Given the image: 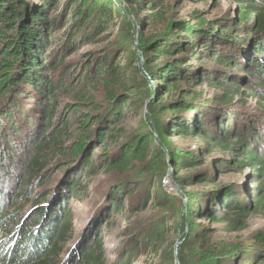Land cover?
<instances>
[{"label": "trees", "instance_id": "trees-1", "mask_svg": "<svg viewBox=\"0 0 264 264\" xmlns=\"http://www.w3.org/2000/svg\"><path fill=\"white\" fill-rule=\"evenodd\" d=\"M126 1L149 11L150 23L167 25V0ZM234 1L236 13L224 19L206 21L194 11V24L173 21L168 34L140 36L143 70L158 87L157 96L151 97L143 89L145 78L138 79L139 85L126 76L116 49L83 53L67 74L58 70L66 53L98 41L112 31L118 17L125 19L111 0H0V264H105L102 241L93 240L97 225L75 237L69 211L56 202L63 192L64 199L69 193L78 199L86 188L80 183L88 184L100 170L119 176L105 193L106 204L114 210L136 214L177 206L176 196L162 189L165 172L152 170L156 136L149 130L126 132L121 124L128 116L154 119L162 141L167 136H194L205 144L191 157L168 149L176 171H191L180 178L183 185L207 186L187 196L180 227L183 221L202 219L222 225L227 232H239L249 216L264 214V145L260 152L254 141L257 130L242 137L235 132L242 121L231 128L234 115L215 118L237 90L231 93L224 87L226 94L220 99L202 100L195 87L206 74L186 60V54L198 61L209 55L227 67L240 63L259 74V86H264V0ZM137 22L142 26L144 19ZM237 33L244 36L238 39ZM50 44L55 51H47ZM86 81L102 88L99 101L83 88L76 91ZM215 84L219 87L220 82ZM71 91V98L60 102V96ZM214 150L225 154L207 168L201 157ZM59 169L64 172L52 190L54 184L49 182ZM243 169L254 178L245 191L238 183L219 180L220 174ZM126 199H130L127 205ZM106 210L101 207L100 215L105 216ZM159 217L155 228L130 234L111 264H131L145 254L174 264L167 252L171 227L166 221L171 218L166 213ZM198 237L202 243L208 241L204 233ZM255 239L263 247L259 253L264 264V233H257ZM178 260L186 263L182 253Z\"/></svg>", "mask_w": 264, "mask_h": 264}, {"label": "rangeland", "instance_id": "rangeland-1", "mask_svg": "<svg viewBox=\"0 0 264 264\" xmlns=\"http://www.w3.org/2000/svg\"><path fill=\"white\" fill-rule=\"evenodd\" d=\"M29 1L38 2V0ZM111 1L115 7L123 13L125 19L122 20L121 17H118L112 31L100 37L98 41L84 44L78 51L66 53L63 64L58 70L59 72L64 70L67 74L72 70L73 65L75 66L77 62L81 61V55L83 53H89L93 50H107L111 52V50L116 49L121 55L119 64L126 73V76L134 81L142 78L144 80L145 78L148 83H146L145 88L143 86V89H148V95L151 97L157 96L158 87L150 77L146 76L143 70L142 64L144 59L140 49V36L147 37L151 35L155 37L163 33L168 34L170 33L168 32L171 27L170 23L173 21L188 20L194 24V20L191 19V14L194 11L201 12L206 21H214L234 15L237 9V2L234 0H167V25L159 27V25L150 23L146 20L149 11H145L144 7H140L136 2L126 0ZM138 18L144 19L142 26L138 24ZM128 35L131 39L129 41H124L123 38ZM243 36L242 33L236 34V38L238 39H241ZM53 46V44L48 45L47 51L52 50ZM116 56L117 54L113 55V58ZM208 56L209 55H207V57L203 55L201 61H198L186 54L187 62L191 65L198 64L197 67L199 68L195 69L202 70L206 74L205 80L202 81L200 85H197L195 90L200 92L202 100L207 102H210L212 98L220 99L222 95H225L226 92L222 89L224 87L231 93L233 92L232 90H237L236 95L232 98L230 103L220 106L215 118L220 119L221 117H225L224 115L226 114L228 116L230 114L234 115L235 124H232L231 128H233V126H239L238 124L242 121V126L235 131L242 137H246L257 130L258 134L254 141L261 152L264 145V86H259L262 77L252 69L241 67L242 65L240 63L232 67H227ZM213 58H216V56H213ZM228 75H231V80L226 79ZM75 79H72L71 82H75ZM215 80L220 82L219 87H216ZM221 82L224 83L222 84ZM137 83L139 85L142 84L140 80H138ZM81 88L88 92L90 97H92L91 99H94V101L97 102L101 99L103 90L92 81H86L83 84L79 83V85L76 86V91H81ZM71 95H73L72 91L70 93L64 92L63 95L60 96V102L69 100ZM165 98L166 96H164V99ZM146 111L145 108L144 112L146 113ZM153 124L154 119L140 114L136 117H125L121 127L131 134L138 130H149V132H152L156 136V147L154 148V154L151 158L152 170L155 169L158 172H165L161 178L162 189L176 196L177 200L175 204H177V206H173L167 211L146 210L136 214L132 213L129 209L122 211L114 210L106 204L105 193H107L111 182L117 180L119 176L112 172L108 173L100 170L94 177L89 178L88 184L85 182L80 183V186L85 185L86 188L82 189L78 199L71 198V193L67 194V198L64 199V192L56 199L59 205L69 211L74 228V236L79 237L85 232L88 234V232L92 231V228L97 225V235L93 236V240L94 238L101 239L104 263L111 264L116 261L118 250L122 247L124 242H126L130 234H134L139 231L140 228H155V224H159L161 220L159 216L166 213L168 218H171L166 221L171 227L168 235L171 244L167 252L169 251V254H171L174 264H180L178 260L179 253H182L186 262L185 264H216V258L219 260L221 259L224 264H263L260 259L263 257V253H259L263 251V247L255 239L257 233H264L263 213L249 216L246 228L239 232H227L222 225L213 224L202 219H192L188 222L183 221L181 227L178 225L182 218L181 213L183 212L185 214L188 208L187 196L194 195L207 186L198 184L183 185L180 178L187 176L191 171H176L168 158V149L182 154L185 157H191L197 154L200 148H204L205 144L201 138L194 136L185 138L167 136L165 141H162L159 139ZM246 127L247 130H245ZM94 154L95 153H93V155ZM224 154L225 153L219 150H214L210 155L203 156V158L201 157V160L207 161V168H211L212 160L224 156ZM55 160V156L51 157L52 164ZM63 172L64 170L62 171V169H59L51 178L49 184L53 182L54 187L52 190L58 187V182ZM218 177L219 180L223 182L238 183L240 190L243 191H245L246 187H251L252 179L254 180L248 169H243L240 172L220 174ZM129 201L130 199H126L125 205H127ZM104 205L105 210L106 208L107 210L105 216H102L100 212L101 207ZM179 206H183V210L177 208ZM156 217L159 218L154 220ZM199 233H204L206 235V239L208 240L206 243L200 242L198 239ZM163 252L165 251H162V253ZM158 263L163 264L160 262L158 256L145 254L131 264Z\"/></svg>", "mask_w": 264, "mask_h": 264}]
</instances>
